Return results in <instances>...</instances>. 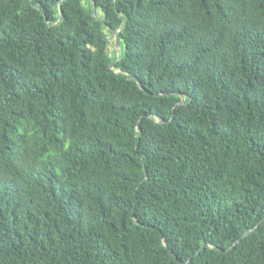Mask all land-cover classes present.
I'll use <instances>...</instances> for the list:
<instances>
[{"label":"trees","instance_id":"16d2710c","mask_svg":"<svg viewBox=\"0 0 264 264\" xmlns=\"http://www.w3.org/2000/svg\"><path fill=\"white\" fill-rule=\"evenodd\" d=\"M0 264H264V0H0Z\"/></svg>","mask_w":264,"mask_h":264},{"label":"water","instance_id":"95a60500","mask_svg":"<svg viewBox=\"0 0 264 264\" xmlns=\"http://www.w3.org/2000/svg\"><path fill=\"white\" fill-rule=\"evenodd\" d=\"M94 16H95V17H99V16H101V15L98 13V11H97L96 8H95ZM62 17H63V14L61 13V19H62ZM119 33H120V32H115V49H116V51H117V53H118L119 61H121V60H122V47H121V40H120V35H119ZM119 61H118V62H119ZM114 67H115V65H113L111 68H114ZM136 81H137L138 83H140V87H141L144 91H146L145 88H144V86H143V84H142L139 80H136ZM181 97H182V102H183L184 97H183V96H181ZM161 123H165V121H161ZM250 232H251V231L246 232V233L242 236V238H245L248 234H250ZM239 241H240V239L238 240V242H239ZM238 242H236V243L232 246L231 249H233L234 246H235ZM204 247H205V246H204ZM204 247H202L201 250H203ZM171 255H172V254H171Z\"/></svg>","mask_w":264,"mask_h":264},{"label":"rangeland","instance_id":"374dc122","mask_svg":"<svg viewBox=\"0 0 264 264\" xmlns=\"http://www.w3.org/2000/svg\"><path fill=\"white\" fill-rule=\"evenodd\" d=\"M110 53L113 54L115 52V38H113L112 36H110Z\"/></svg>","mask_w":264,"mask_h":264}]
</instances>
